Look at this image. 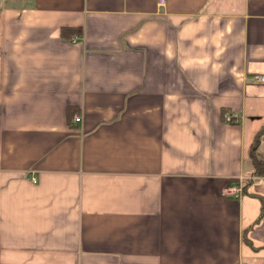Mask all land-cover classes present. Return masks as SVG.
I'll list each match as a JSON object with an SVG mask.
<instances>
[{
	"label": "crops",
	"instance_id": "1",
	"mask_svg": "<svg viewBox=\"0 0 264 264\" xmlns=\"http://www.w3.org/2000/svg\"><path fill=\"white\" fill-rule=\"evenodd\" d=\"M159 1L0 0V264H264V0Z\"/></svg>",
	"mask_w": 264,
	"mask_h": 264
},
{
	"label": "trees",
	"instance_id": "2",
	"mask_svg": "<svg viewBox=\"0 0 264 264\" xmlns=\"http://www.w3.org/2000/svg\"><path fill=\"white\" fill-rule=\"evenodd\" d=\"M81 32H82V30L79 27H75V28L74 27H64V28L61 29L60 34H61V36L63 38H72L75 35L80 36ZM257 136L259 137L260 133ZM251 157L253 159L252 163H253V167H254V171H255L254 173H252V174H254L253 176H255L256 174L261 175L262 173H264L263 163L260 162L259 160H257L256 157H253V156H251ZM252 181H253V179L250 178V177L244 179L243 188H242L243 189V193L247 192V189L252 184ZM260 198H261V201H260L261 202L260 214L255 219L254 224L258 223L261 220V218L263 217V215H264V198L263 197H260ZM249 229L250 228H247V230H249Z\"/></svg>",
	"mask_w": 264,
	"mask_h": 264
},
{
	"label": "built area",
	"instance_id": "3",
	"mask_svg": "<svg viewBox=\"0 0 264 264\" xmlns=\"http://www.w3.org/2000/svg\"><path fill=\"white\" fill-rule=\"evenodd\" d=\"M163 3V0L159 1V4ZM254 79L257 82L264 83V75L255 74ZM237 115L231 112L225 111L222 115V121L226 123L235 122ZM80 116L75 117V121L79 122ZM251 178V177H250ZM245 178H239L236 182L227 184L223 187L222 193L226 196L240 197L243 194V182Z\"/></svg>",
	"mask_w": 264,
	"mask_h": 264
},
{
	"label": "rangeland",
	"instance_id": "4",
	"mask_svg": "<svg viewBox=\"0 0 264 264\" xmlns=\"http://www.w3.org/2000/svg\"><path fill=\"white\" fill-rule=\"evenodd\" d=\"M259 157L262 158L261 154L259 155ZM247 194H249V193H247ZM247 194H246V195H247Z\"/></svg>",
	"mask_w": 264,
	"mask_h": 264
}]
</instances>
